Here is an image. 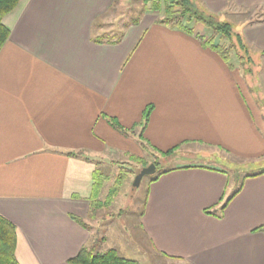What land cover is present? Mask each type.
Masks as SVG:
<instances>
[{
	"label": "crops",
	"instance_id": "0c3cea01",
	"mask_svg": "<svg viewBox=\"0 0 264 264\" xmlns=\"http://www.w3.org/2000/svg\"><path fill=\"white\" fill-rule=\"evenodd\" d=\"M113 1L20 0L2 19L0 216L16 227L18 263L68 264L88 242L71 216H87L96 158L172 150L139 218L152 256L264 264V174L243 180L221 218L205 213L231 194L222 161L264 157V114L240 70L204 44L205 29L159 24L161 13L142 14L118 44L93 42V24ZM199 1L224 21L245 10L264 15V0ZM237 21L246 42L264 50V20ZM261 83L264 94V60Z\"/></svg>",
	"mask_w": 264,
	"mask_h": 264
},
{
	"label": "rangeland",
	"instance_id": "374dc122",
	"mask_svg": "<svg viewBox=\"0 0 264 264\" xmlns=\"http://www.w3.org/2000/svg\"><path fill=\"white\" fill-rule=\"evenodd\" d=\"M149 1L150 0H147V2L143 0H117L113 9L109 10L104 17L96 21L97 27L93 29V35H106L104 39H110L114 35H118L122 32L123 26L127 25L131 20L141 16L143 7H149ZM158 1L159 5L162 6L163 0ZM145 12L155 13L149 10ZM247 16V14H244V11H241L237 16H232L231 19L225 20L233 25L234 28L239 29V22H236V20L238 18L245 20L244 18ZM220 20L224 21V19ZM243 22L244 21H242V23ZM195 29L200 30L205 28L201 25H196ZM209 32L210 31L206 30L207 36ZM215 43H218V40H215ZM263 60L264 58L255 57V63L252 67L253 75L251 77L243 74L244 66L243 68H239L238 62L233 54L231 55L230 62L240 70L242 78L245 79V81H249L248 92L254 99L258 110H261L264 114V94L261 83ZM168 156L172 158V154H168L167 158L162 155L151 157L144 154L142 158L136 156H127L123 158L121 155H116L113 156V160L95 159L97 162L101 163L98 169L101 175H103L104 180L101 183L97 196V200L101 203V206L97 207L89 218L86 216V218L83 219L87 224V232L89 233V240L86 244H89L93 238H97L98 241L105 239V241L99 244V250L101 251L114 247L117 251L122 250L126 256L135 258V260H138L137 262L141 264H181L163 257L154 258L151 253L150 243L142 236L139 230V218L146 199L148 183L155 173L152 175H145L142 177L139 185L133 187L134 177L142 169V166L131 157L140 158L147 166L156 164L155 167L157 171L170 166V162L166 161L169 158ZM229 159L231 161L234 160L232 158ZM200 160L204 159L201 158L198 161ZM226 160L227 162L222 161L221 163H223L229 171L230 192L233 191L236 184H239V181L245 175L252 174L260 168H264V157L252 162L234 160L235 163H232L234 165H231L228 159ZM200 162L214 164L206 161ZM130 170L133 171L132 174H130ZM108 196L111 197L107 202Z\"/></svg>",
	"mask_w": 264,
	"mask_h": 264
},
{
	"label": "trees",
	"instance_id": "16d2710c",
	"mask_svg": "<svg viewBox=\"0 0 264 264\" xmlns=\"http://www.w3.org/2000/svg\"><path fill=\"white\" fill-rule=\"evenodd\" d=\"M20 0H0V49L6 43L9 30L2 23L3 17L10 13L18 5ZM146 1L147 0H143ZM117 0H114L110 9H113V6L116 4ZM153 11L155 13H161L160 18L157 19L159 24L169 26L171 28H178L188 34H193L194 27L196 25L203 26L206 30L210 31L207 38L204 39V44L214 50L222 60L229 66L230 69L235 67L230 63L231 55L233 54L235 59L238 62L239 68H243V74L245 76L251 77L253 75V66L255 57L264 58V50H256L250 46L244 39L240 29H236L230 23L226 21H221L218 15L210 13L199 0H163L162 6L159 5L158 0H150L149 7H143L141 15L145 11ZM244 14L248 16L242 23V25H251L258 21L264 20V15L262 19H253L250 17L251 11L245 10ZM137 17L131 20L127 25L123 26L126 28L130 25H136L139 22ZM93 27H97L96 21L93 24ZM123 33L114 35L112 38L104 39L106 35H95L92 37V41L98 44L106 42L108 44H118L121 41ZM215 40H218V43H215ZM222 42V43H220ZM244 76V77H245ZM245 80V79H244ZM247 81V82H246ZM247 86H249V81L246 80ZM149 108H147L142 115V122H145L148 116ZM113 128L118 130L122 134L130 133V131L124 130L114 118L107 119ZM172 150L162 153L168 155ZM66 156L77 157L78 153L67 152ZM138 164L142 166V169L147 165L143 160L136 157H131ZM96 169L93 172V185L90 197L88 198L89 210L88 218L91 216L97 207L101 206V203L97 200L98 192L101 186L102 181L104 180L103 175L99 172V163H95ZM156 165V164H153ZM133 171L130 170V174ZM162 173H156L150 178V182L156 181ZM264 174V168L258 172H254L249 175H245L240 181L239 184H236L235 188L231 194L222 201L218 206L205 210V213L208 215H213L217 218H221L224 209L230 200L239 192L243 180L248 177H254ZM122 178V177H121ZM229 179V177H228ZM111 197V196H110ZM108 196L107 202L110 200ZM147 198V195H146ZM146 202V199H145ZM144 202V204H145ZM144 207V206H143ZM143 211V209H142ZM142 215V212L141 214ZM71 219L77 223L80 227L88 230L87 224L81 218L71 216ZM258 231H264V226L257 229ZM105 241V239L97 240L93 238L89 244L83 245L78 253L71 259L67 261L68 264H141L135 260H128L121 257L115 249H106L99 250L100 242ZM16 242H17V230L14 224L0 216V264H19L16 259Z\"/></svg>",
	"mask_w": 264,
	"mask_h": 264
},
{
	"label": "water",
	"instance_id": "95a60500",
	"mask_svg": "<svg viewBox=\"0 0 264 264\" xmlns=\"http://www.w3.org/2000/svg\"><path fill=\"white\" fill-rule=\"evenodd\" d=\"M155 171H156V167L153 164L148 165L147 167L141 169L139 173H137L134 177L133 187H137L139 185L142 177H144L145 175H152L155 173Z\"/></svg>",
	"mask_w": 264,
	"mask_h": 264
}]
</instances>
